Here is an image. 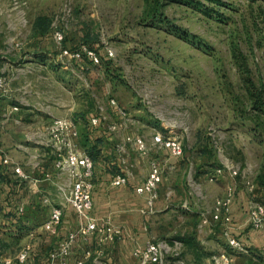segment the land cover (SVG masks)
<instances>
[{"label": "rangeland", "instance_id": "374dc122", "mask_svg": "<svg viewBox=\"0 0 264 264\" xmlns=\"http://www.w3.org/2000/svg\"><path fill=\"white\" fill-rule=\"evenodd\" d=\"M4 1L0 57L26 52L41 56L40 63H27L31 86H37L32 92L40 87L47 103L60 104L74 89L80 116L88 113L89 120L98 116L101 131L112 135L118 132L109 126L122 125L117 108L123 110L135 123L119 131L143 136L151 148L144 159L161 163L163 179L169 166L165 155L151 156L152 138L160 134L179 139L191 167L188 187L204 215L230 185L234 198L240 194L245 207L251 201L264 202V189L256 180L264 172V123L255 128L249 119L247 83L249 79L264 83V0H221L222 5L204 0H25L26 6L17 4L24 12L19 18ZM41 17L49 26L43 35L35 27ZM56 32L63 34L60 43L54 39ZM14 40L24 44L20 51L12 49ZM64 49L92 51L99 62L93 64L84 56L69 60L61 56ZM2 61L0 68H21ZM136 155L142 158L134 149L128 158L124 154L130 169ZM228 168L237 170L235 178L228 175ZM143 169L137 173L141 177ZM217 169L225 174L210 182ZM158 196L157 201L159 188ZM182 202L144 214L143 225L153 241H180L185 263L196 264L198 250L212 256L224 244L218 237L207 238L204 217L181 208ZM192 205L191 210L193 201ZM190 213L198 219L189 218ZM199 234L202 244L194 239ZM217 234L222 238V230ZM187 239L190 244L183 243ZM20 241L9 243L11 253L19 250Z\"/></svg>", "mask_w": 264, "mask_h": 264}, {"label": "crops", "instance_id": "0c3cea01", "mask_svg": "<svg viewBox=\"0 0 264 264\" xmlns=\"http://www.w3.org/2000/svg\"><path fill=\"white\" fill-rule=\"evenodd\" d=\"M0 2L2 5L5 4L4 0H0ZM8 2L11 4V9L15 11L16 17L24 14L21 7H17V4L20 2L26 6L25 0H8ZM0 15H2L1 11ZM11 46L14 51H20L24 44L14 40ZM0 58L3 59L2 62L5 60V63L17 64V67L21 66V68L17 69H13L16 66L7 65L0 68V77H3L8 82L7 89L4 91L0 90V162L2 154H5L12 164L19 166L26 174L36 180L34 185L29 186L27 182L21 180L8 168L0 165L1 243L10 246L9 243L13 239H19L21 240L18 246L19 250L26 244L30 245L33 264H46L48 255L52 251L48 249L53 241L56 240V245L65 238L69 231L78 228L80 220L70 206L63 208L61 225L55 231L47 232L42 227L50 215V208L44 205L42 200L45 197L54 199L56 188L59 182L64 179L59 180L55 177L53 169L54 158L46 144L45 131L53 117H69L76 123L80 134V142L81 134H84L88 138L87 149L91 147L92 150L97 152L93 158V215L96 218L109 219L123 231L121 241L105 246V257L109 264H136L133 250L136 247H144L148 242L153 241L146 235V227L143 225L144 214L142 211L146 209L145 198L135 193V188L146 177L148 169L147 159L138 158L136 155L135 159L132 160V169L126 166L128 164L126 158V163L123 165L116 152V144L120 143L129 133L127 134L118 129V135H112L110 132H102L101 128H99L101 127L100 125L94 127L96 129L94 132L90 131L89 115L87 113L80 116L79 107L76 103L78 94L74 89L68 92L71 94L68 101H62L60 104L47 103L44 91L38 89L40 87L32 92V86L35 88L37 86L33 84L31 86L32 76L30 74L32 72L30 69L27 70V63H40L42 58L39 54L27 56L26 52L22 56L15 53L10 55V57L1 56ZM27 71L29 73L28 76ZM27 79H30V81H27ZM59 81L63 82L62 79ZM27 88H30V90L27 91ZM27 95L29 98H27ZM12 108H17L18 110L13 111ZM131 149L132 147H127V152L125 153L127 158ZM152 152L154 153V155L151 153L152 157L165 155L167 166H169L166 170L168 176L162 180L159 187L160 199L155 204L154 212L157 211V207L159 208L163 205L166 208H169V205L177 207V201L183 199L181 208L186 206L188 208L184 210L191 211V213L193 211L200 213V207L192 199L188 187L191 167L186 156L174 158L169 155L168 150L159 152L152 150ZM142 168H144L143 171L145 170L143 178L137 174L142 173ZM126 170H130L132 174L128 184L120 187L111 186L110 182L114 175L125 174ZM198 180L201 182L200 179ZM181 193H183V197L179 198L178 196ZM237 196L230 205L232 221L229 227L232 234L243 241L249 251L245 254L233 253L232 264H264V237L261 231L254 230L249 225L248 213L245 214V211L248 212L250 202L245 207L243 197L240 194ZM192 201L194 203L193 210L190 209L193 206ZM59 202V199H55V204L58 205ZM19 208H22L23 211L19 212ZM211 212L212 210L207 212L206 215L203 212L200 213V217H204L205 220L202 223L203 218H201L199 225L202 223V231L207 238L218 237V239H221L224 247L218 249V253L226 249L223 235L221 238V235L217 234V230H222L223 232L224 225L213 221ZM191 213L188 214L189 218L198 219V216L195 217ZM215 227H218V229L215 230ZM194 239L200 244L203 243L200 234ZM94 245V240L89 244L79 240L73 248L68 264H76L77 260L83 258L84 250L89 247L91 249L95 248ZM10 249L9 247L5 251H1L0 257L14 256L19 251L11 253ZM42 250H46L45 254L42 253ZM201 253L198 250L194 260L195 263L212 264L211 254L209 252L207 255Z\"/></svg>", "mask_w": 264, "mask_h": 264}, {"label": "built area", "instance_id": "2783aa9c", "mask_svg": "<svg viewBox=\"0 0 264 264\" xmlns=\"http://www.w3.org/2000/svg\"><path fill=\"white\" fill-rule=\"evenodd\" d=\"M56 42L63 41L62 32L54 34ZM111 56L112 54L109 53ZM62 57L69 60H77L81 56L88 58L93 64H98L99 57L92 51L84 49L83 51H71L64 49ZM8 82L0 77V90L7 89ZM110 104L114 107L116 103L110 100ZM17 111V108H12ZM117 113L121 119L119 124H112L109 129L115 132L119 127H127L135 123L131 117H127L126 113L117 108ZM90 126L97 127L100 125L98 116L90 119ZM46 144L53 155V169L57 179H63L56 188L55 198L45 197L42 202L50 208L48 220L43 224V229L47 232L55 231L60 227L62 222L63 208L70 206L78 219L80 220L77 229L69 231L65 238L59 241L48 255L46 264H68V259L72 255V251L76 243L81 240L84 243H91L94 240L95 248L91 247L84 250L82 259L76 261V264H109L105 257V246L119 242L123 238V231L115 226L109 219L96 218L93 215V174L94 162L90 156L80 147L79 131L76 123L69 117H53L51 123L46 128ZM131 146L140 157L146 158L150 149L147 146L143 136L139 133L131 132L124 139L117 143L116 152L120 162L125 165L124 154L127 147ZM152 149L159 152L168 150L169 155L174 158H181L184 155V148L179 139L172 137L165 138L160 134H155L152 138ZM1 167L8 168L16 174L21 180L32 186L36 180L26 174L19 166L12 164L11 160L2 154ZM231 178L237 176V170L227 169ZM164 168L157 160L148 161L147 174L144 181L135 188V193L145 198L146 209L143 214H152L155 204L159 198L158 188L163 180ZM225 171L217 169L209 180L215 181L218 177L223 176ZM132 177L130 170H126L125 174L115 175L111 179V186L120 187L128 184ZM1 180V168H0ZM250 191L253 185H249ZM235 196V189L232 185L228 186L225 195L217 199L214 203L211 218L215 222L224 225L223 238L226 248L211 256L212 264H232L233 253L245 254L247 249L242 241L235 237L229 227L231 220L230 205ZM55 199H59V204H55ZM184 209H187L184 206ZM23 209L19 208V212ZM248 222L252 229L262 232L264 237V202L251 201L248 205ZM170 243V244H169ZM166 241H150L144 247H136L133 250V256L136 264H186L182 257V243L173 240ZM230 250V251H229ZM31 258V247L29 244L24 245L14 256H1L0 264H33Z\"/></svg>", "mask_w": 264, "mask_h": 264}, {"label": "trees", "instance_id": "16d2710c", "mask_svg": "<svg viewBox=\"0 0 264 264\" xmlns=\"http://www.w3.org/2000/svg\"><path fill=\"white\" fill-rule=\"evenodd\" d=\"M210 4H214V5H222L221 0H204ZM48 20L44 17H41L39 19H37L36 25L35 27L39 30L40 34H44L45 32H47L49 26H48ZM100 61L102 63V59L100 57ZM248 95H249V115L248 113H246L247 117L249 115V119L252 121V124L255 126V128H259V122H262V124L264 123V83H261L259 85H256L252 80H248ZM90 122V120H88V123ZM90 125V123H89ZM98 127V126H97ZM94 127H90V131L94 132ZM80 135V134H79ZM83 140V142H82ZM87 141L88 138L84 136V134H81V142L79 139V143H80V147L81 144L84 147V151L85 153H87L90 158L93 160L94 156H96V151L92 150V148L90 147V149H87ZM94 162V161H93ZM257 180V185L261 186V188L264 189V172L260 175L257 176L256 178ZM1 181V180H0ZM235 197V196H234ZM0 239V255H1V251H5L6 249H8L10 246L1 243ZM185 244H190L191 242L188 241V239L183 242ZM242 243L244 244V246L246 247L247 251H249V248L246 246V244L242 241ZM192 247H195L194 245L191 244ZM227 249V248H226ZM230 251V250H229ZM31 262L32 258H31Z\"/></svg>", "mask_w": 264, "mask_h": 264}]
</instances>
